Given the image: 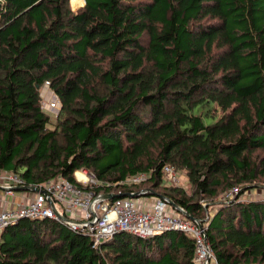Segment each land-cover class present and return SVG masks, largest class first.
Masks as SVG:
<instances>
[{
  "label": "trees",
  "instance_id": "obj_1",
  "mask_svg": "<svg viewBox=\"0 0 264 264\" xmlns=\"http://www.w3.org/2000/svg\"><path fill=\"white\" fill-rule=\"evenodd\" d=\"M80 1L0 0V168L79 187L86 169L119 197L147 189L206 221L217 264H264V199H239L264 191V0ZM45 81L57 114L41 107ZM167 164L189 191L164 185ZM233 186L235 200H216ZM194 245L168 230L93 246L22 218L0 232V264H194Z\"/></svg>",
  "mask_w": 264,
  "mask_h": 264
},
{
  "label": "built area",
  "instance_id": "obj_2",
  "mask_svg": "<svg viewBox=\"0 0 264 264\" xmlns=\"http://www.w3.org/2000/svg\"><path fill=\"white\" fill-rule=\"evenodd\" d=\"M40 99L43 109L53 114L60 111L61 102L48 81L40 90ZM81 173L82 179L75 175L76 181L82 185L79 187L64 177L29 183L18 172L0 168V189L4 193L0 196V232L22 218H52L84 233L93 246H98L120 231L146 238L163 231L177 230L194 239V264H217L206 241V221L184 215V210L174 207L165 197L147 196V189L108 199L104 193L96 192L94 186L111 187V182L99 181L86 169ZM181 176L180 169L164 165V185L181 186ZM149 177L150 173L140 172L120 183L140 184ZM17 191L20 197L15 202ZM239 191V187L233 186L224 191L219 200L224 203L233 201Z\"/></svg>",
  "mask_w": 264,
  "mask_h": 264
},
{
  "label": "rangeland",
  "instance_id": "obj_3",
  "mask_svg": "<svg viewBox=\"0 0 264 264\" xmlns=\"http://www.w3.org/2000/svg\"><path fill=\"white\" fill-rule=\"evenodd\" d=\"M81 4V1L79 0V3H77L76 1L74 2V5H75V7H73L72 5H73V3H72V0L70 1L69 0V7H70V9L71 10H73V11H75V10H77L79 7H81L82 5H80ZM212 112H213V115L217 118L218 116H220L221 115V111L219 110V108H215V106H214V108H212ZM214 121V119H212V118H204V122L206 123V124H208V123H211V122H213ZM80 172H81V170H80ZM75 175V174H74ZM181 186H183V187H185V189L187 190V191H189L190 190V188H189V182L187 181V179H186V177H185V175H184V172H182V176H181ZM4 193H3V190H1L0 189V196H2ZM15 195H16V197L17 198H15V202L16 201H19V197H20V192L19 191H17V192H15ZM241 198H243V199H248V198H253V199H264V191L263 190H261V189H257V190H252L251 192H247V193H245ZM218 199H221V196H219L216 200H218ZM208 202V201H207ZM207 202L205 201V202H203V203H205V204H203V205H206L207 204ZM206 206H209V205H206ZM212 206V205H211ZM208 211H209V214L211 215L212 213H213V209H208Z\"/></svg>",
  "mask_w": 264,
  "mask_h": 264
},
{
  "label": "water",
  "instance_id": "obj_4",
  "mask_svg": "<svg viewBox=\"0 0 264 264\" xmlns=\"http://www.w3.org/2000/svg\"><path fill=\"white\" fill-rule=\"evenodd\" d=\"M21 189H26V188H21ZM106 198H108V199H110V198H113V197H115L116 195L115 194H113V193H109V194H105L104 195ZM133 196H136V194H134ZM174 207L176 206V205H174V204H172ZM176 208H178V207H176Z\"/></svg>",
  "mask_w": 264,
  "mask_h": 264
},
{
  "label": "crops",
  "instance_id": "obj_5",
  "mask_svg": "<svg viewBox=\"0 0 264 264\" xmlns=\"http://www.w3.org/2000/svg\"><path fill=\"white\" fill-rule=\"evenodd\" d=\"M78 174H79V175H78ZM75 175H76L77 177H79L80 179L84 178L83 175H82V173L80 172V170L76 171V172H75Z\"/></svg>",
  "mask_w": 264,
  "mask_h": 264
},
{
  "label": "bare ground",
  "instance_id": "obj_6",
  "mask_svg": "<svg viewBox=\"0 0 264 264\" xmlns=\"http://www.w3.org/2000/svg\"><path fill=\"white\" fill-rule=\"evenodd\" d=\"M75 1H76L77 3H79V1H77V0H72V3H73L72 6H73V7H75V5H74V2H75ZM78 175H79V174H78Z\"/></svg>",
  "mask_w": 264,
  "mask_h": 264
}]
</instances>
